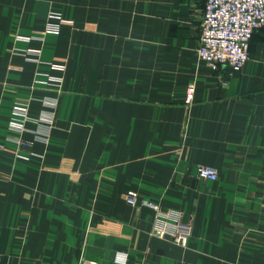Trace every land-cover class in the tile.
<instances>
[{
    "label": "crops",
    "instance_id": "crops-1",
    "mask_svg": "<svg viewBox=\"0 0 264 264\" xmlns=\"http://www.w3.org/2000/svg\"><path fill=\"white\" fill-rule=\"evenodd\" d=\"M204 3L0 0V264H264V28L214 71ZM16 105L53 123L18 133ZM142 201L189 226L185 247Z\"/></svg>",
    "mask_w": 264,
    "mask_h": 264
},
{
    "label": "built area",
    "instance_id": "built-area-1",
    "mask_svg": "<svg viewBox=\"0 0 264 264\" xmlns=\"http://www.w3.org/2000/svg\"><path fill=\"white\" fill-rule=\"evenodd\" d=\"M49 18L62 22L60 15L55 12H51ZM46 28L58 31V25L51 22H48ZM262 28L264 0H205L196 54L214 71L225 66L231 73L238 72L249 58L250 40L254 31ZM194 94V85H189L184 97L186 105L192 103ZM12 115L9 128L18 133L25 131V124L28 122H46L48 125L53 123L52 115L30 118L24 105L14 106ZM196 174L199 178L210 181L218 178L214 169L205 166L196 167ZM124 201L131 207L137 205V193L127 192ZM141 205L156 213L153 234L157 238L168 237L176 245L186 246L190 232L188 225L163 214L154 203L142 201Z\"/></svg>",
    "mask_w": 264,
    "mask_h": 264
}]
</instances>
